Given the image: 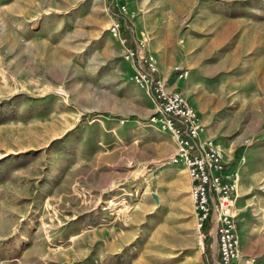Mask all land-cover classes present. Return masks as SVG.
Segmentation results:
<instances>
[{
  "label": "rangeland",
  "instance_id": "1",
  "mask_svg": "<svg viewBox=\"0 0 264 264\" xmlns=\"http://www.w3.org/2000/svg\"><path fill=\"white\" fill-rule=\"evenodd\" d=\"M114 21L158 67L156 47L164 60H224L231 92L246 106L264 101V0H0V264L217 257L196 228L185 165L159 155L153 96ZM255 107L261 129L239 147L245 157L251 147L264 157V104ZM245 214L239 251L264 264V245L251 244L264 226Z\"/></svg>",
  "mask_w": 264,
  "mask_h": 264
},
{
  "label": "built area",
  "instance_id": "2",
  "mask_svg": "<svg viewBox=\"0 0 264 264\" xmlns=\"http://www.w3.org/2000/svg\"><path fill=\"white\" fill-rule=\"evenodd\" d=\"M111 31L125 44V57L136 62L135 81L151 92L157 104L150 120L171 131L175 139L176 150L170 159L185 165L196 228L202 240L207 237L213 240L217 252V257L213 253L208 264H235L240 253L234 211L238 170L230 176L226 174L227 163L222 151L201 138L205 127L199 112L182 91L170 88L158 75L156 57L143 53L138 46L128 45L129 38L122 32L119 21L112 23ZM175 70L179 77L188 74L178 66ZM241 161H245L244 155Z\"/></svg>",
  "mask_w": 264,
  "mask_h": 264
},
{
  "label": "crops",
  "instance_id": "3",
  "mask_svg": "<svg viewBox=\"0 0 264 264\" xmlns=\"http://www.w3.org/2000/svg\"><path fill=\"white\" fill-rule=\"evenodd\" d=\"M153 49L159 60L158 75L166 80L170 88L182 91L196 107L205 127L201 138L207 142L211 141L215 147L222 151L227 163L226 174L230 176L233 171L238 170L239 180L235 189L234 211L237 215L243 212L246 216L247 209V214L259 215V219L255 220V223L263 227L264 157H255V147L246 148L245 161L242 162L241 156L244 152H237L239 149H243L239 147L245 140L253 138L261 129V111L255 106L264 104L263 99L260 97L257 104L252 106L247 104L246 106L243 96L234 95L235 90L231 92V87L236 89L238 86L237 77L223 75L231 71L230 67L233 63L226 65L224 60L206 62L201 53L195 54L192 59L189 56L180 57L175 53L173 59L164 60L161 58L162 50L158 47ZM175 66L186 69L188 74L179 77ZM244 83L251 85L247 79ZM263 84L264 82L261 80V85ZM154 104L157 109L155 100ZM153 130H157L156 132L164 141L159 153L163 156L162 159L172 155L176 150L172 133L162 130L159 123H154ZM149 155L151 157L153 153ZM159 155L158 157H161ZM177 167H181L182 173L186 170L182 164H178ZM186 184L187 187H190L189 176ZM247 218L248 216L245 217L246 220H248ZM240 219L244 220L243 217ZM254 230L257 229L254 228ZM252 240V245H264V241H258L257 238ZM240 251L241 256L239 255L235 260V264H248L243 248H240Z\"/></svg>",
  "mask_w": 264,
  "mask_h": 264
},
{
  "label": "bare ground",
  "instance_id": "4",
  "mask_svg": "<svg viewBox=\"0 0 264 264\" xmlns=\"http://www.w3.org/2000/svg\"><path fill=\"white\" fill-rule=\"evenodd\" d=\"M240 254V253H239Z\"/></svg>",
  "mask_w": 264,
  "mask_h": 264
}]
</instances>
